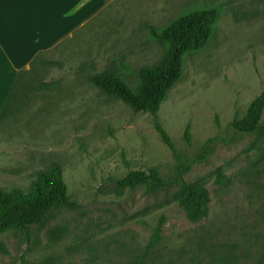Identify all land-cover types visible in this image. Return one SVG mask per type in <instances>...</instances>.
Here are the masks:
<instances>
[{
	"label": "rangeland",
	"instance_id": "rangeland-1",
	"mask_svg": "<svg viewBox=\"0 0 264 264\" xmlns=\"http://www.w3.org/2000/svg\"><path fill=\"white\" fill-rule=\"evenodd\" d=\"M205 8L218 11L213 35L184 58L157 114L185 163L213 140L183 176L209 195L206 215L191 222L177 187L147 194L117 184L135 170L176 177L180 162L151 115L103 95L87 77L112 71L135 90L140 70L165 50L145 26L160 32ZM43 55L59 65L23 76L0 120V188H25L56 162L76 207L23 235L0 228V264H256L264 256V141L231 127L264 92V0H104Z\"/></svg>",
	"mask_w": 264,
	"mask_h": 264
},
{
	"label": "trees",
	"instance_id": "trees-1",
	"mask_svg": "<svg viewBox=\"0 0 264 264\" xmlns=\"http://www.w3.org/2000/svg\"><path fill=\"white\" fill-rule=\"evenodd\" d=\"M218 11L213 8L194 10L181 15L168 24L162 31L146 25L150 37L165 45L162 57L155 63L142 68L138 74L139 85L134 90L120 76L112 71L93 74L87 77L90 86L97 88L103 95L121 101L135 113L149 114L154 118V129L161 142L180 162L178 176L162 178L156 170L129 171L123 178L117 180L122 189L143 187L147 194L158 190L177 187V201L184 208L188 220L200 221L207 213L209 195L201 185H189L183 178L191 167L204 161L208 155V144H205L199 156L185 163L176 150L170 136L157 120L161 105L166 100L170 90L181 79L183 61L186 56L202 49L211 39ZM43 53H38L32 61V69L19 72L9 90L0 111V120L11 111V102L19 82L23 76L31 73L38 64L59 65L43 59ZM42 91V89L38 90ZM264 92L257 96L248 106L241 118H234L231 127L238 133L253 135L264 141ZM184 139L190 142L189 128L184 132ZM76 204L70 201L67 187L63 180L62 169L56 162L37 172L27 187L0 188V228L8 227L26 234L35 225L43 224L49 214L58 209H74ZM159 237V228L154 232L152 241ZM10 264H20L11 262ZM256 264H264V256Z\"/></svg>",
	"mask_w": 264,
	"mask_h": 264
},
{
	"label": "crops",
	"instance_id": "crops-1",
	"mask_svg": "<svg viewBox=\"0 0 264 264\" xmlns=\"http://www.w3.org/2000/svg\"><path fill=\"white\" fill-rule=\"evenodd\" d=\"M104 0H0V111L16 75L96 13Z\"/></svg>",
	"mask_w": 264,
	"mask_h": 264
}]
</instances>
